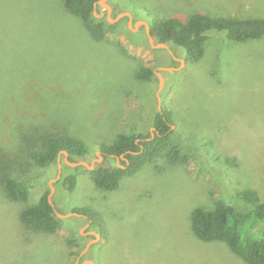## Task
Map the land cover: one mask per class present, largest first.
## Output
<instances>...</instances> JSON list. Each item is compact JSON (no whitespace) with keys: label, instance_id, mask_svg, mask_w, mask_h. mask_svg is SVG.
<instances>
[{"label":"rangeland","instance_id":"374dc122","mask_svg":"<svg viewBox=\"0 0 264 264\" xmlns=\"http://www.w3.org/2000/svg\"><path fill=\"white\" fill-rule=\"evenodd\" d=\"M123 11L132 23L112 20ZM94 13L105 24L101 40L64 0H0V264H249L226 242L199 239L191 215L219 200L246 211L238 194L248 188L264 201V36L237 41L208 30L192 61L171 42L173 54L153 47L144 24H132L195 13L264 18V0H105ZM141 66L155 76L137 78ZM163 108L173 112L168 139L118 189L98 188L64 152L58 179V161L40 166L25 155L49 130L82 139L89 153L79 160L123 165L113 155L98 161L100 145L119 133H154ZM173 146L185 161L170 159ZM70 173L73 191L62 184ZM6 176L26 182L27 202L6 196ZM51 184L56 210L89 207L103 227L84 214L59 216L53 233L24 224L22 211Z\"/></svg>","mask_w":264,"mask_h":264},{"label":"trees","instance_id":"16d2710c","mask_svg":"<svg viewBox=\"0 0 264 264\" xmlns=\"http://www.w3.org/2000/svg\"><path fill=\"white\" fill-rule=\"evenodd\" d=\"M65 6L71 12L79 15L85 26L95 39L101 40L105 35V24L95 17V9L99 0H64ZM225 30L231 40L245 41L264 36V18L235 19L232 17H214L195 13L186 21L178 18L157 19L151 24V33L157 42H171L182 46L187 52V58L196 61L204 54L207 31ZM137 78L151 80L155 76L149 66H141ZM173 122V112L169 108L161 109L154 119L155 132L143 134L140 132L119 133L110 144L102 143L100 150L105 157L113 155L121 157L119 164L105 166L97 164L90 170L91 178L98 188L112 191L118 189L124 177L134 174L145 162L149 161L168 139ZM42 134L41 148L27 150L25 155L40 166L57 163L60 151L67 150L72 161L85 158L89 147L77 136L45 130ZM46 134V135H45ZM169 157L174 161H185L187 155H181L177 146H173ZM78 167H84L83 165ZM77 167V168H78ZM77 177L74 173L66 175L62 184L73 191ZM3 189L6 196L18 201H28L30 188L22 179L6 176L3 179ZM48 188L38 202L29 205L21 213V219L28 227L53 233L61 225V219L48 200ZM239 197L251 206L248 210H240L235 205L219 200L213 208L198 207L191 215L192 229L203 241H224L231 250L249 264H264V201L254 188L239 192ZM77 211L86 215L94 223L103 227L102 216L89 207H76Z\"/></svg>","mask_w":264,"mask_h":264},{"label":"water","instance_id":"95a60500","mask_svg":"<svg viewBox=\"0 0 264 264\" xmlns=\"http://www.w3.org/2000/svg\"><path fill=\"white\" fill-rule=\"evenodd\" d=\"M102 2H105V0H99V3L98 4H101ZM107 6H108V15H110V13L112 11V6L110 4H107ZM125 16H128L130 23H132V21H133V14L131 12H128V11L120 12L119 14H117L115 16V18H112V20L113 21H118V20H120L121 18H123ZM139 23L144 24V26L146 28V31H147V35H148L149 41H150V43H151V45L153 47H156V48H166V49H168L173 54V51H172L171 47L169 46V44L167 42H157L155 40L154 36L151 33V24L150 23H148V22H146L144 20L134 21V23L132 24V28L135 29L138 26ZM156 73L158 74V76L160 78V88H161L162 85H163V82H164L163 76H162V74L160 72H156ZM158 96H159V94H158ZM159 98H160V96H159ZM152 136H154V133H152ZM61 152H64V154L66 156L65 160L71 166L78 167V166L83 165V166L87 167L89 170H94L96 168V166H97V164H96L95 161H91L90 162V161L85 160V159L77 160V161H72V160H70L67 157V156H69V152L67 150H62V151H60V154L58 156L59 172H58V175H57V178L56 179H58L61 176ZM98 156H99L97 158L98 161H99V159H101V158L103 159L104 158V155H103V153H102L101 150L98 151ZM118 158H123V159H126L127 160V158L125 157L124 154H122L121 157H118ZM121 166L122 167H125V165H121ZM54 190H55V187H54L53 184H51L50 192L48 194V200H49L50 204L56 210L55 203L53 201ZM56 213H57L58 216H61V217H68L70 215H81V213H79L77 211H72V212H69V213H61L58 210H56ZM95 235L96 236H100V233L95 232ZM87 247H88V245L86 246V248L84 249V251L87 249ZM80 264H82V263H80ZM87 264H94V262L90 260V261L87 262Z\"/></svg>","mask_w":264,"mask_h":264},{"label":"flooded vegetation","instance_id":"af4514ba","mask_svg":"<svg viewBox=\"0 0 264 264\" xmlns=\"http://www.w3.org/2000/svg\"><path fill=\"white\" fill-rule=\"evenodd\" d=\"M95 239H97V236H96V235H95ZM87 245H88V244H87ZM87 245H86V246H87ZM85 248H86V247H85ZM83 262H84V261H83ZM83 262H82V263H83ZM86 264H87V263H86Z\"/></svg>","mask_w":264,"mask_h":264}]
</instances>
